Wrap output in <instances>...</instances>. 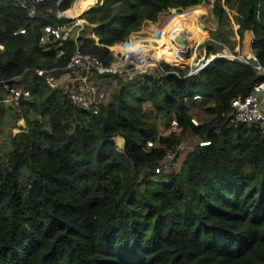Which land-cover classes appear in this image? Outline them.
<instances>
[{"label": "trees", "instance_id": "obj_1", "mask_svg": "<svg viewBox=\"0 0 264 264\" xmlns=\"http://www.w3.org/2000/svg\"><path fill=\"white\" fill-rule=\"evenodd\" d=\"M93 1L68 12L74 18L86 11L77 38L42 46L44 28L74 23L56 17L73 0H43L33 4V16L0 0V100L6 85H25L24 78L32 95L16 108L0 105V124L24 123L1 143L0 264H264V130L228 122L232 101L262 81L251 66L219 58L188 76L182 63L161 64L119 80L97 115L34 77L35 70L59 76L77 49L109 67L111 48L145 23L207 4L217 22L207 55L225 45L234 51L238 27L240 41L252 34V53L264 66V0H104L90 8ZM206 38L200 30L198 45ZM196 95L201 102H193ZM146 105L168 131L175 120L178 133L161 136ZM187 137L210 145H195L179 174H156ZM115 138L123 139L124 154ZM149 141L158 146L148 148Z\"/></svg>", "mask_w": 264, "mask_h": 264}, {"label": "built area", "instance_id": "obj_2", "mask_svg": "<svg viewBox=\"0 0 264 264\" xmlns=\"http://www.w3.org/2000/svg\"><path fill=\"white\" fill-rule=\"evenodd\" d=\"M21 5L23 8H27L31 16L35 14V8L33 4L39 3L43 0H31L32 5L28 8V0H12ZM60 1V0H59ZM62 2V1H60ZM213 9V6L210 5ZM58 19L68 18L74 21V23L66 24L62 27H57L53 29L51 27L44 28L43 34L40 38V44L42 46H48L49 40L54 38L56 40H66L73 37L74 28H83V25H79L76 19L69 18L66 14L58 12L56 14ZM17 34H25L24 30L19 31ZM134 43L129 40L127 43L123 44L127 48L132 46ZM141 44V43H140ZM142 45V44H141ZM144 46V45H142ZM145 47V46H144ZM4 50V46L0 43V53ZM113 52V51H112ZM224 53L218 54V57L226 59H238L241 62L251 66L255 73L262 78L246 97H238L234 99L231 103L232 111L229 115L228 122L229 126H257L264 130V66L256 61L253 53L245 57H235L231 54L228 56L226 51ZM147 53V52H145ZM115 54V53H114ZM115 60L109 66L105 67L103 63L95 56L82 53L77 49L70 62L66 68L61 72L59 76H54L52 71L45 70H35L34 77L45 78L47 85L54 91L60 90L68 95L72 104L80 111H83L90 115H97L100 111L101 106L106 99V92L100 85L98 80L99 77L109 76L110 78L115 77H127L129 80L137 75H141L149 72L153 67H159L161 64L159 62H154L147 65L145 68L142 59L140 61L136 56L133 60L126 63L124 61L123 55H114ZM212 58V56H211ZM147 59H151L147 57ZM209 61V60H208ZM208 61L202 58L199 63L202 65L200 68L189 66L188 76L197 75L203 69H205ZM30 83V82H29ZM29 83L22 86H5L7 95L0 100V105H5L9 108H16L22 102L29 103L32 101V95ZM193 102H201L202 98L198 95L193 97ZM195 126L199 125V122L192 120ZM171 129L178 131V124L175 120L172 121ZM172 133H170L171 135ZM115 150L119 154H124V142L122 138H115ZM183 144V143H182ZM182 144L177 148V153L182 149ZM201 147H206L210 145L209 141H199L198 143ZM148 148H155L158 144L154 141H149L147 143ZM175 154L167 153L166 159L156 168L155 173H169L175 168Z\"/></svg>", "mask_w": 264, "mask_h": 264}, {"label": "rangeland", "instance_id": "obj_3", "mask_svg": "<svg viewBox=\"0 0 264 264\" xmlns=\"http://www.w3.org/2000/svg\"><path fill=\"white\" fill-rule=\"evenodd\" d=\"M81 1L83 0H73L72 7L69 10H67L65 13L69 18L71 17L68 15V12L73 10V8ZM96 1L97 0H94L95 3ZM103 1L104 0H100L98 1V3L103 2ZM62 2H64V0ZM199 10H202V11H199ZM185 12L186 13H184L183 15H178L179 13H177L175 10L166 12L162 14V16L160 17V19L158 20L156 24H152L147 29L145 30L142 29L141 31L133 34L129 40H131V42H140L142 45L145 46L141 48L139 46V43L136 44L137 48L140 49L138 53L147 52L148 54L151 55L153 59L151 63L158 62L157 59L161 60L162 58L163 62L160 61L159 62L160 64H168V65L174 66L179 63H182L178 67L184 68V69H190L189 66L194 65V67L200 68L202 64L199 62L201 61L202 58H205V61H208L211 58L207 55L208 54V43L209 41H212V38L214 37L213 33L217 28V22L213 16V10L210 8V4H207L205 6H201L195 9H191ZM176 17H183L186 19L184 23V27L186 28V31L188 32V35L191 40V46H192L191 52H189V54H186L185 55L186 59H183V60H179L178 58L173 57V56L172 57L166 56L164 52V48H163V40H162L163 31L166 28L171 26V24L174 22ZM75 19H76V22L78 21L77 23H79V25L81 26L83 25L84 28L86 27V23L84 22V20H81L78 17H75ZM79 29H80V26L74 28L75 32L76 30L79 31ZM233 29H234L235 34H237L238 27H233ZM88 30H89L88 32H90V28H88ZM200 30H203L206 33L207 38L198 45V37H199ZM235 34L231 37V41L236 43L234 51L232 50L230 46H227V45L223 47V50L230 51L231 54L235 57H245L247 51H249L248 50L249 39L247 37V33L245 34L246 36L244 35V39L242 41H240V37H237ZM121 45H117V46H121ZM200 45H204V46L202 47L201 51L198 53V49L200 48ZM115 47H113L111 51H114V52L118 51V49H116ZM123 47L124 46H121V48ZM125 53H131V51H126ZM197 53H198V56H197ZM221 53H224V52L222 51ZM225 54L229 56V53L226 52ZM187 55H189V57ZM194 56H195L194 60L196 59V61H194L195 63L193 64V62H190V60ZM212 56H215V55H212ZM155 57H157V59ZM173 60H177V61H173ZM155 69L156 67H153L149 71H153ZM126 78L127 77L125 76L115 77V78H110L109 76H106V77L103 76V77L98 78L101 87L106 92V99L103 103L104 106L110 102L111 97L113 96V93L115 92V90L119 89L120 87L119 80L124 81ZM22 81H23V84L24 83L26 84L29 80L24 78L22 79ZM144 109H145L144 112L146 114V118L148 119V121L155 122L159 126V132L161 136L166 137V136H169L170 133L172 134L178 133L177 131L172 130V129L168 131L167 129L169 128V125L163 120H159L154 114V112H152L151 107L149 105H146ZM196 121L198 122V120ZM15 125H16L15 121H10V122L3 121L0 124V157L2 158H4V146L3 144H1L2 141L8 139L11 133L12 134L19 133V129H18L19 127H24L23 122H19L16 127ZM198 143H199L198 140H196L195 138H191V137H187L186 139L183 140L182 149H180V151L175 156L176 160L174 158L175 160L174 172L176 174L180 173L181 166H182L183 160L185 159L186 155L190 151H192L195 145H197Z\"/></svg>", "mask_w": 264, "mask_h": 264}, {"label": "bare ground", "instance_id": "obj_4", "mask_svg": "<svg viewBox=\"0 0 264 264\" xmlns=\"http://www.w3.org/2000/svg\"><path fill=\"white\" fill-rule=\"evenodd\" d=\"M97 4H98L97 1H96V3L93 1L92 7H95ZM92 7H90V8H92ZM84 12H86V11H84ZM82 14H80V15H82ZM185 21H186V19L183 17H176V19L171 24V26L166 28L163 31L162 40H163V48H164V52H165L166 56H168V57L173 56V57L178 58L179 60H183V59H186L185 55L189 54V52H191V48H192L191 40H190V37L188 35V32L186 31V28L184 27ZM180 39L185 40L184 46L180 44V42H179ZM134 44H136V43H134ZM139 46L141 48L144 47L140 43H139ZM133 48H135L136 50H134ZM133 48L132 47L129 48L131 53H123L120 51H115L114 53H115V55H120V54L123 55L124 61L126 63H128L129 60H130V63H131V60H133L132 62H135L134 57L136 56L137 58L140 59V61L142 59L141 62L144 63L143 68H145L146 65L151 64V61L153 59H152L150 54L143 53V52L138 53V51H140V49H138L137 47H133ZM187 56L189 57V55H187ZM147 57H150L151 59H147ZM194 57L191 58L190 62L194 63ZM161 60L163 61L162 58H161Z\"/></svg>", "mask_w": 264, "mask_h": 264}, {"label": "crops", "instance_id": "obj_5", "mask_svg": "<svg viewBox=\"0 0 264 264\" xmlns=\"http://www.w3.org/2000/svg\"><path fill=\"white\" fill-rule=\"evenodd\" d=\"M162 16V14L160 15V17ZM160 17H159V19H160ZM71 18H73V17H71ZM75 18V17H74ZM82 23H83V21H82ZM152 24H156V23H152V22H147V23H145V25L143 26V30H145V29H147L149 26H151ZM82 29V28H81ZM74 33H75V35L73 34V37L74 38H77L78 37V35H79V31L78 30H76V32L74 31ZM246 36V35H245ZM247 37H248V39H249V44H248V50L249 51H247V53H246V56H248V55H251L252 54V50H251V45H252V41H253V36H252V34L251 33H249V32H247ZM117 46V45H116ZM121 46H124V45H121ZM121 46H117V47H115L116 49H118V51H120V50H123V51H130L129 50V48H133V47H137L136 46V44H133L132 46H130L129 48H127L126 46H124L123 48H121ZM121 48V49H120ZM113 49V47L111 48V50ZM133 49H135V48H133ZM114 52V51H113ZM195 58V57H194ZM194 61H196V59L194 60Z\"/></svg>", "mask_w": 264, "mask_h": 264}, {"label": "water", "instance_id": "obj_6", "mask_svg": "<svg viewBox=\"0 0 264 264\" xmlns=\"http://www.w3.org/2000/svg\"><path fill=\"white\" fill-rule=\"evenodd\" d=\"M60 1H63V0H60ZM104 2V1H103ZM93 8V7H92ZM90 10V9H89ZM83 15V14H82ZM82 15H80V16H78V18H80ZM75 19V18H74ZM179 42H180V44L181 45H185V40L184 39H180L179 40ZM219 58H221V57H218V56H216V57H212L209 61H208V63L206 64V66H205V68L207 67V66H209L212 62H214L216 59H219Z\"/></svg>", "mask_w": 264, "mask_h": 264}, {"label": "clouds", "instance_id": "obj_7", "mask_svg": "<svg viewBox=\"0 0 264 264\" xmlns=\"http://www.w3.org/2000/svg\"><path fill=\"white\" fill-rule=\"evenodd\" d=\"M212 57H216V56H212ZM210 59H211V58H210ZM210 59H209V60H210Z\"/></svg>", "mask_w": 264, "mask_h": 264}]
</instances>
